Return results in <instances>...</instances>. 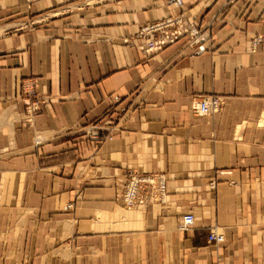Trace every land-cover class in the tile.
<instances>
[{
    "label": "crops",
    "instance_id": "crops-1",
    "mask_svg": "<svg viewBox=\"0 0 264 264\" xmlns=\"http://www.w3.org/2000/svg\"><path fill=\"white\" fill-rule=\"evenodd\" d=\"M183 2L0 0V264H264V0ZM180 14L206 52L123 43ZM28 80L48 101L31 123ZM206 95L221 113L192 111ZM131 174L164 175L166 201L124 208Z\"/></svg>",
    "mask_w": 264,
    "mask_h": 264
},
{
    "label": "built area",
    "instance_id": "built-area-1",
    "mask_svg": "<svg viewBox=\"0 0 264 264\" xmlns=\"http://www.w3.org/2000/svg\"><path fill=\"white\" fill-rule=\"evenodd\" d=\"M168 4L182 8L184 2L183 0H168ZM206 31V26L189 20L185 14L171 15L157 22L144 24L132 37L123 39V43L135 47L142 55L151 58L166 47L186 39V44L195 50V54L199 55L207 51L206 43L209 36L206 35ZM261 43L260 37L253 40V49L256 50ZM20 100L24 104V115L27 123H31L48 102L46 98L41 96L38 91V84L34 80H28L26 84L22 85ZM224 105L225 102L222 97L206 95L194 100L191 109L198 115L214 117L222 112ZM109 131V128L92 124L85 131V134L94 142H102L112 139ZM166 192L167 186L164 175L140 176L131 174L126 179L125 187L117 199L126 209H140L151 203H164ZM73 208V204L67 205L68 210ZM195 222V215L192 212L186 213L181 217L178 229L179 231H187L194 226ZM208 239L210 243L221 245L225 242V235L221 231L214 230L209 234Z\"/></svg>",
    "mask_w": 264,
    "mask_h": 264
},
{
    "label": "bare ground",
    "instance_id": "bare-ground-1",
    "mask_svg": "<svg viewBox=\"0 0 264 264\" xmlns=\"http://www.w3.org/2000/svg\"><path fill=\"white\" fill-rule=\"evenodd\" d=\"M130 210V209H129ZM131 210H134V209H131ZM134 216V217H133ZM133 216H130V217H133L132 219H134V221H137V220H139V218H140V215L139 214H136V215H133ZM129 217V218H130ZM120 218V217H119ZM128 218V217H127Z\"/></svg>",
    "mask_w": 264,
    "mask_h": 264
}]
</instances>
